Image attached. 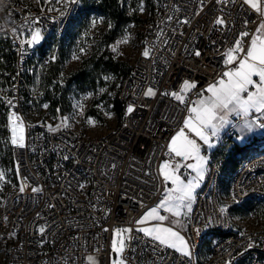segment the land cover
I'll return each mask as SVG.
<instances>
[{
  "label": "built area",
  "instance_id": "obj_1",
  "mask_svg": "<svg viewBox=\"0 0 264 264\" xmlns=\"http://www.w3.org/2000/svg\"><path fill=\"white\" fill-rule=\"evenodd\" d=\"M204 2L207 7L194 15L199 0H158L157 13L145 32L138 59L119 87L118 99L124 106L119 125L91 137L81 128L29 120L35 112L32 83L40 54L34 48L21 50L22 36L13 32L18 29L26 34L27 22L39 17L44 45L52 44L66 34L83 3L62 17L59 10L64 5L56 0H0V41L9 45L16 59L14 71L7 73L11 82L1 93V101L7 118L15 111L25 130V147L11 144L15 169L19 162L18 185L0 194V264H90L88 256L96 257L98 264H111L115 228H132L131 233L126 232L122 253L127 264H226L229 260L232 264H264V227L237 230L230 212L227 216L219 214L221 181L228 159L220 150L232 148L235 129L240 125V118L235 116L214 147L203 145L205 155L213 154L209 172L196 190L191 212L183 220L184 229L178 230L194 242L192 257L154 242L138 230L141 225L136 223L159 205L170 187L163 181L161 166L169 159L170 137L183 126L188 114L183 104L164 93L179 92L183 81L191 78L198 82L197 88L186 96L195 101L202 89L226 70L223 54L239 33L247 30L254 34L261 22L259 14L249 10L243 0H233L223 7L229 27L221 31L212 24L213 17L221 14V6L215 0ZM170 16L174 17L171 21ZM184 17L191 23L178 24L177 20ZM244 20L249 21L246 28ZM196 48L201 50V57L192 55ZM145 49L150 57L143 56ZM49 61L50 54L46 53L42 62ZM149 87L156 91L155 96L145 95ZM7 99H12V106ZM130 104L135 110L127 114ZM50 126L56 130H50ZM7 130L11 143L8 119ZM248 145L253 154L244 158L239 153L242 162L228 177L232 206L264 200V134H258ZM190 172L180 169L186 179ZM240 186L255 191H249L240 204H235L232 192H238ZM34 187L39 191H32ZM160 214L168 218L166 211ZM40 226H45L43 234ZM212 233L218 236L212 237ZM249 237L256 243L245 250ZM207 241L212 246L202 258Z\"/></svg>",
  "mask_w": 264,
  "mask_h": 264
},
{
  "label": "snow or ice",
  "instance_id": "obj_2",
  "mask_svg": "<svg viewBox=\"0 0 264 264\" xmlns=\"http://www.w3.org/2000/svg\"><path fill=\"white\" fill-rule=\"evenodd\" d=\"M56 2L64 5L63 9L59 10L60 16L63 17L78 7L82 0H56ZM232 2L233 0H215V3L221 6V14L213 17L212 24L219 27L221 31L229 27L223 7L226 6V3ZM243 4L248 5L249 10L258 13L261 22L254 34L250 35L247 30L241 31L238 38L234 40L233 45L226 49L222 60L226 70L219 78L208 83L195 101H190L186 96L187 92L197 88L198 82L191 78L183 81V88L179 92L166 91L164 93V95H169L178 103L183 104L187 108L188 114L183 120V126L170 137L167 145L169 159H165L161 166L163 181L170 187L166 188L165 195L159 205L150 208L136 221L138 225H146L151 220L157 221L153 226L140 227L138 230L151 237L159 245L171 248L188 258L193 255L192 244L194 242H190L180 231L172 227L162 226L160 222L165 221L167 217L160 214V211L164 210L177 218L182 215L187 218L191 212L192 203L196 199V190L206 180L209 172V157L204 154L203 145H207L209 149L214 147V142L219 141L222 130L233 123V116L240 118V134L236 139L241 142L245 140L248 133L257 129L264 130V0H243ZM205 7L207 5L204 0H199V9L194 15H199L200 10ZM52 10L49 9V11ZM143 10L141 5L140 11ZM100 19L103 20V17ZM172 19L174 17H168L169 21ZM38 21L39 17H36L27 22L24 26L26 34L20 33L18 29H13L16 35L22 36L19 41L21 50L27 51L29 48H35L44 41V32ZM177 23L187 25L191 21L188 17H184L182 20H177ZM243 23L246 28L249 21L244 20ZM95 24L96 18L93 17L91 25L95 26ZM129 36V33H125L122 41L127 42ZM249 37L250 40H246ZM212 43L215 44V41H212ZM80 51L84 50L80 49ZM142 54L146 58L151 55L148 49H145ZM192 55L201 57L202 52L199 48H196L193 50ZM73 58L78 57L74 55ZM50 59L55 60L56 56L53 54ZM254 77L258 79H254ZM104 79L108 80L110 77L105 76ZM101 91L104 90L101 89ZM88 95H92V93H88ZM145 95L153 97L156 95V91L149 87ZM6 102L9 106L13 105L12 99H7ZM43 106L47 108L48 104L45 103ZM134 110L135 105L130 104L126 112L130 114ZM7 119L11 132V144L20 148L25 147V130L20 123L21 117L15 111H11ZM50 130L55 131L56 129L50 126ZM112 167L115 168L116 165L113 164ZM181 168L191 170L189 173L190 178L186 179L181 175ZM16 171H19L18 161ZM5 179V171L0 169V181ZM20 191H24L23 184L20 185ZM32 191H39V188L34 187ZM249 191H255V189L240 186L238 192H232V201L235 204H240L241 197L247 196ZM229 212L230 206L228 204L220 206L219 214L227 216ZM176 223L180 224L181 221L178 219ZM125 231L131 233L132 228H117L116 234L119 236ZM196 231L199 233V229H196ZM39 232L43 234L45 226H40ZM255 243L249 237L245 250L251 249ZM112 248L116 253L122 254L124 245L122 242L114 240ZM87 260L90 264H96L92 256H88ZM112 264H127V262L122 258L113 259ZM226 264H232V262L229 260Z\"/></svg>",
  "mask_w": 264,
  "mask_h": 264
},
{
  "label": "rangeland",
  "instance_id": "obj_3",
  "mask_svg": "<svg viewBox=\"0 0 264 264\" xmlns=\"http://www.w3.org/2000/svg\"><path fill=\"white\" fill-rule=\"evenodd\" d=\"M141 5L143 6V11H140ZM130 11L131 13L138 11L139 16L145 22L141 25L132 24L125 29V33L130 34L127 42L122 41V38L125 35L124 33L123 36L119 38L114 44L106 47L101 39V31L107 27L106 22L98 17H95V26H92L90 22L88 28L77 32V35L71 46L68 45L69 43L64 45L63 49H65V60L63 63L61 78L62 81H66L70 84V86L67 88L68 101L65 110L66 112L65 114L61 110L54 112L49 108L48 103V107L45 108L43 105L46 102H42L39 105L35 104V112L29 117L31 122L38 123L49 121L51 125L77 127L85 130L91 137L101 136L108 130L119 125L120 118L113 112L110 101L111 98L116 94L120 78L118 79L112 74H105V72L102 71L101 74L96 77L95 83H87L83 80V73L87 72V70H84V65L87 59L95 55L100 56L102 54H106L111 58L112 61L122 65L127 69H129L135 63L141 51L145 32L152 22L154 15L149 14L147 8L145 7L144 0H131ZM59 41L60 39L58 40V43ZM80 49H83L84 51H80ZM47 53L50 54V57L53 54L56 56V59H50L49 63L51 61L57 62V59L61 53L60 45H51ZM74 55L78 58H73ZM46 64L40 62L39 60L36 62L37 75L35 76V84L32 89L36 96L37 102L41 100L40 95L42 93V89L39 82L41 72L43 71L44 65ZM105 76H109L110 79L105 80ZM101 89L104 91H101ZM2 91L3 89L0 88V93ZM88 93H92V95H88ZM109 113H111V115H109ZM0 133L2 135V131ZM5 140L6 137H3V141ZM0 169L4 170L6 175V179L4 181H0V194H2L6 191L14 189L17 185L12 181L11 169H8L1 164V158ZM221 204H228L230 207H232L231 201L229 200V195L224 189L221 193ZM233 219L237 230L242 231L251 228L255 229L264 227V212L260 217L233 216ZM116 229L117 228H115L113 233L112 243L114 240L122 242L125 249L127 238L126 231L117 236ZM211 246L212 244L208 241L203 244L202 258H205L208 255ZM113 254H116V258H113ZM92 257L96 261V264H98L97 258L94 256ZM121 258L122 254L116 253L112 248V260Z\"/></svg>",
  "mask_w": 264,
  "mask_h": 264
},
{
  "label": "trees",
  "instance_id": "obj_4",
  "mask_svg": "<svg viewBox=\"0 0 264 264\" xmlns=\"http://www.w3.org/2000/svg\"><path fill=\"white\" fill-rule=\"evenodd\" d=\"M83 7L80 14L73 18L71 21L66 34L60 39H55L52 44L44 45L42 49L39 50V61L42 62L43 56L47 53L49 47L53 44L60 45L61 53L56 61H51L50 63L44 65L43 71L40 75V87L42 89L41 100L36 101L35 104L39 105L42 102L49 104V108L52 111L61 110L65 114L68 101V91L67 88L70 84L66 81H62L61 73L63 71V63L65 60V49L64 45L69 43L71 46L77 35L82 29L88 28L92 17H103L106 22V29L101 31V39L105 46L108 47L114 44L119 38L125 33V29L132 25L144 24V20L139 16L138 11L131 13L130 4L131 0H83ZM145 7L147 8L150 15H156L158 9V0H144ZM154 19V18H153ZM111 25V26H110ZM107 56V57H106ZM15 56L8 44H4L0 41V88L3 91L9 86L11 79L7 73L14 71ZM84 70L87 72L83 73V80L87 83H95L96 77L101 74L102 71L105 74L115 75L118 79L120 78L119 85L116 90V94L111 98L112 110L120 119L123 115L124 106L123 103L118 99V91L123 78L129 73L130 68L127 69L120 64L115 63L111 60L108 55L92 56L87 59ZM37 75V72H36ZM35 80L32 85L34 87ZM2 91V92H3ZM1 92V93H2ZM0 93V158L1 164L8 169H11L12 181L18 185V179L15 169V162L13 158V149L8 137V130L6 127L7 123V109L3 106L1 101ZM3 137L6 140L3 141ZM249 145L244 146L247 148ZM244 149H242L243 151ZM240 151L236 152L235 155L227 159V165L224 168L225 178L221 181V189L229 195V182L228 177L232 174L231 172L234 167L232 163H237L238 154ZM218 155V154H217ZM251 212L255 213V216L260 217L264 212V200L253 199L247 201L241 206L230 207V214L232 216H249ZM212 237L218 236V233H212Z\"/></svg>",
  "mask_w": 264,
  "mask_h": 264
},
{
  "label": "crops",
  "instance_id": "obj_5",
  "mask_svg": "<svg viewBox=\"0 0 264 264\" xmlns=\"http://www.w3.org/2000/svg\"><path fill=\"white\" fill-rule=\"evenodd\" d=\"M254 79H258V78H256V77H254ZM229 126L230 125H228L225 129H223L222 130V132L220 133V137H223L224 136V134L227 132V130L229 129ZM239 126L240 125H238L237 127H236V129H235V134H234V137H233V139H232V141H231V146H232V148L230 149L229 148V146L228 147H223L221 150H220V154L222 153V154H226L227 155V158H228V160H229V157H232L233 155H235V153L236 152H238V151H240L243 155H244V158H247V157H249L250 155H252L253 154V150L252 149H250L249 147H247V148H243L244 146H246V145H248L258 134H264V130H261V129H257V130H255V131H253V132H251V133H248L247 135H246V138H245V140L243 141V142H241L240 140H237L236 139V137L240 134L239 133ZM242 149H244L243 151H242ZM215 155V154H214ZM217 155V154H216ZM211 156H213V154L211 155V154H209V163H210V159H211ZM243 158V159H244ZM242 162V159L239 161L238 160V162L237 163H232V164H234L233 165V167H234V169L231 171V172H229L230 174H232L234 171H236V169L239 167V165H240V163ZM194 174V173H193ZM204 183V182H203ZM203 183L201 184V186L197 189V190H199L201 187H202V185H203ZM193 204V203H192ZM186 217L185 216H181V217H179V218H177V217H175L173 214H171V213H168V218H167V220L166 221H163V222H160L161 224H162V226H170V227H172V228H174V229H176L177 231L178 230H182V229H184V227H183V220L185 219ZM180 220L181 221V223L180 224H178V223H176V221L177 220ZM157 223V221H155V220H151V221H149L146 225H141V227H144V226H153V225H155ZM143 233V232H142ZM144 234V233H143ZM145 235V234H144ZM148 237V236H147ZM151 238V237H150Z\"/></svg>",
  "mask_w": 264,
  "mask_h": 264
},
{
  "label": "water",
  "instance_id": "obj_6",
  "mask_svg": "<svg viewBox=\"0 0 264 264\" xmlns=\"http://www.w3.org/2000/svg\"><path fill=\"white\" fill-rule=\"evenodd\" d=\"M44 44H45V40L42 41L39 45H37L34 49L40 50L43 48ZM113 258H116V254H113Z\"/></svg>",
  "mask_w": 264,
  "mask_h": 264
}]
</instances>
